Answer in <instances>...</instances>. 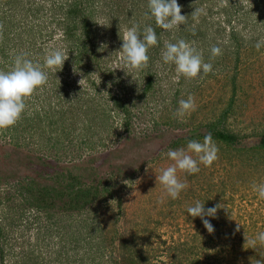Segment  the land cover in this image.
Here are the masks:
<instances>
[{
	"label": "trees",
	"instance_id": "trees-1",
	"mask_svg": "<svg viewBox=\"0 0 264 264\" xmlns=\"http://www.w3.org/2000/svg\"><path fill=\"white\" fill-rule=\"evenodd\" d=\"M25 1L2 0L4 6L0 15V75L5 74L0 77L2 78L0 79V154L3 155L0 156V264H45L46 254L41 247V243L47 241L44 236L59 237V243H64L72 238L76 240L75 233H81L82 230L85 233L79 235L85 242L83 247L92 253V255L84 254L82 263L86 260L88 264L148 262L144 257L145 252L137 249L139 238L127 229L131 221L124 205L127 197L123 196L122 190L128 184L132 185L134 178L144 171L142 168L146 164L145 161L152 159V156L155 158L157 153L159 159L165 154L168 160L169 155L175 153L184 155L183 152H187L194 154L195 160L201 164L206 163L207 167L214 168L227 164L234 166V160L237 159L264 170V131L259 134L254 130L246 132L247 127L233 129L228 123L235 112L241 67L245 66L251 48L245 46V42L240 37V34H245L246 29L250 28L246 21L241 23L240 18L247 15L241 13L243 7L234 15L229 12L230 8H225L223 13L225 23L214 22L212 27H208L207 22L204 23L205 30L209 28L213 30V27H216L217 31L221 28L218 32L219 36L225 34L223 40L227 41V45L225 50L223 48L222 50L226 54L222 56L224 58L221 69L217 68L219 65H213L209 61L211 56H202L199 60L195 58L191 72L187 75L182 74L177 79L178 83H173L175 79L172 78L170 81L171 77L159 76L157 71L160 70L155 62L163 60L160 47L165 36L164 32L179 41L181 36L191 35L189 27L188 24L183 25L184 28L178 30L179 36L175 32L167 31L164 26L165 23L168 26L171 21L166 18L170 13L169 16L172 15L171 0H147L149 7L148 12L144 13L147 18L145 25L136 23L128 27L134 30L139 39L144 40V43L137 40L129 58V63L134 64V70H138L141 76L144 75L142 81L136 79L127 83L124 79H120L123 74H118L109 89L105 80H102L101 86L99 81L93 80L91 76L93 72L98 74L101 71L100 63H103L101 51L104 48L99 47L98 40L92 32V25L94 26L96 19L91 10L92 0H64L63 3H53L46 10V16L48 15L47 17L52 19L56 27L62 31L60 32L64 37L59 40L63 44L60 53L64 52L63 55H58L61 60L54 58L50 65L61 72L64 70L62 67L67 70L70 66H74L82 72L83 78L89 84L86 87L89 91L77 94L76 101L69 99V96L65 103L68 109L54 111L53 115H50L49 112L43 114L42 111L36 110V107L42 106L38 90L46 88L47 98L52 99V96L58 97V91L67 89V86H62L61 83L67 85L69 83L59 82L56 73L41 76L35 71L37 60L41 59L43 65L46 53H43L44 47L37 49L36 37L31 35L35 34V28L30 27L31 23H27V29L17 34L20 38L25 35L24 39L22 38L23 44L21 46L14 44L16 39L14 28L21 22H16L19 16L37 18L39 15L38 10L31 9L29 13V10H26V3L29 0ZM261 4V0H255L252 7L258 12L264 11V3ZM19 5L22 7L20 8ZM45 7L41 5V9ZM236 14L240 19L238 24ZM259 18L260 14L252 16L251 23L255 28ZM118 23L115 25L117 28L115 33L119 34L118 38L123 39V26ZM241 24L244 27L238 30L237 27ZM252 31L253 28L247 31L248 35L245 36L249 42L258 43L256 48L260 50L259 53H263L264 24L260 33L255 34ZM26 32H29L32 39L26 40L28 36ZM38 32L42 33V31ZM198 32L197 29L193 31L192 39L200 38ZM49 35L52 40L54 35ZM183 38L187 42L191 41L187 36ZM148 41L151 44L150 49L144 47ZM27 44L33 48L25 50ZM231 47L234 48L232 52L229 51ZM196 55H199L198 52H194L191 57L194 58ZM197 62H201L200 66L207 65V68L199 67ZM11 68H14L13 74ZM216 69L224 80L227 79L225 83L230 86V89L223 90L224 101H226L225 95L230 94V97L229 100L227 99L228 102H225L221 114L213 120L203 119L197 125L191 123L192 119H180L178 114L182 110L179 103L181 98H190L194 93L200 92V84L197 87L193 86L192 89H188L189 85L201 75L204 76V82L215 79ZM107 71L109 73L103 74L102 77L107 78L114 73L112 70ZM230 72L233 74L228 79L227 73ZM47 76L49 78H46ZM46 81L49 82L51 89L41 85ZM165 83L172 84L169 93L175 91V94L173 92V95L169 96L172 97L171 107L176 115L175 118L172 116L162 121L154 119L156 115L148 110L154 103L155 106L163 105L155 102L154 98L157 90L163 94ZM21 84L27 85L26 91H23L27 94L19 97L17 93ZM29 84L33 85L36 91L29 87ZM47 102L50 107L53 101L47 100ZM143 103L146 110L135 111L140 113L136 116L132 110L141 109ZM216 103L222 104L219 101ZM29 104L33 105L34 114L27 110ZM73 107L75 114L80 112L78 116L81 132L77 138L72 137L77 130H71L76 122L65 118L69 113L72 114ZM200 108L197 112L201 111ZM163 111V108L158 110L160 113ZM116 118L122 122L128 139L126 138L127 140L113 149H107L104 137H95L100 136L103 130L108 131L110 125L114 127L113 119ZM137 119L148 122L145 132L140 135L136 134L134 128V121L136 122ZM59 122L64 123L68 129V133L62 132L67 138L63 139L56 135ZM66 139L68 143H65ZM37 143L39 147L36 146ZM100 146L106 150L97 153L95 150ZM85 154L88 155L86 161L77 163L84 159ZM69 155L71 158L67 160ZM183 168L188 169L185 165ZM29 214L40 221L45 217L43 221L49 223V230L44 236L41 234L42 231L36 232L37 249L17 252L15 249L21 238H14V233L17 228L25 224L23 219L29 217ZM15 218H18V222ZM74 225L78 230L73 231ZM143 234L146 235L145 232ZM198 238L199 242L190 249L179 250L180 255L184 256L188 252L187 263L224 264L223 250L210 252L209 245L212 242L209 239ZM181 260L178 254L176 264Z\"/></svg>",
	"mask_w": 264,
	"mask_h": 264
},
{
	"label": "rangeland",
	"instance_id": "rangeland-1",
	"mask_svg": "<svg viewBox=\"0 0 264 264\" xmlns=\"http://www.w3.org/2000/svg\"><path fill=\"white\" fill-rule=\"evenodd\" d=\"M63 1L29 0V4L26 3V10H29V13L31 9L33 11L38 10L39 15L37 18L19 16L20 18L16 22H21L14 28V33L16 34L14 44L21 46L23 44L22 38L24 39L25 35L23 34L22 38H20L17 34L22 33L24 29H27L26 25L28 26L31 23L30 27L35 28V34L31 35L36 37L37 49L44 47L43 53H46L43 65L41 59L37 60V70L35 71L41 76L48 73L49 75L56 73L59 82L69 83V85L61 83L62 86H67V89L62 92L58 91V97L52 96V99L47 98L48 90L46 88L38 90L40 91V104L42 106L36 107V110L42 111L43 114L49 112L50 115H53L54 111L67 110L68 105L65 103L69 96V99L76 101L77 94L88 93L89 91L86 88L89 84L83 78L82 72L74 66H72L73 68L71 66L69 68L66 67L67 70L62 67L64 70L61 72L50 65L54 58H58V55H63L64 51L60 53L63 44L59 40L64 35L56 27L55 22H52V19L47 17L48 15L46 16V10L53 3H63ZM92 2L93 8L91 10L96 18L95 23H93L94 26L92 25V32L98 40L99 47L101 49L104 47L101 51V55H103V63H100L101 71L98 74L93 72L94 75H91L93 80L99 81L101 86L103 84L102 80H105L106 82H104L108 83L109 89H111L112 82L118 77V74H123V77L119 78L121 80L124 79L127 83L136 79L141 80L144 75L141 76L138 70H134V64L129 63L130 54L139 38L134 30L128 27L136 23L145 25L147 18H145L146 15L144 13L148 12L149 7L147 0H92ZM254 2L255 0H171L172 15L169 16L170 13L166 17L171 21L168 26L165 23L164 28L167 31L175 32L179 36L178 30H182L184 28L183 25L188 24L191 35L197 29L202 37L199 36V39H192L191 35L185 34L178 41L171 34V36H168L164 32L165 36L160 47L163 56L161 59L163 60L155 62L159 67L158 70H160L157 71L159 76L164 77L166 75V77H171L170 81L173 78L175 79L173 83H178L177 79L182 74L187 75L191 72L195 58L199 60L202 56L207 57V55L211 56L209 61L213 65H219L217 68L221 69L224 58L222 56L226 54L222 50L227 45V41L223 40L225 34L219 36L218 32L221 28L218 31L216 27H213V30H210L211 28L205 30L204 23L207 22L208 27H212L214 22L219 23L221 21L225 23L223 18L225 8H230L229 12L234 15L235 12L243 7L241 13H246L247 15L240 18L242 20L241 23L243 21L249 23L250 28L246 29L247 31L253 28L252 32H255V34L260 33L264 24V11L258 12L255 7H252ZM261 2L263 4L264 0H261ZM42 4L46 6L45 9H41ZM177 5L180 7H177ZM3 6L4 3L0 0V15ZM258 13L260 18L256 22L257 26L255 28L251 20H253L252 16H257L259 15ZM236 19L238 24L240 22L238 14H236ZM118 22L123 26V39L118 38L119 34L115 33L117 30L115 25ZM243 27L244 25L241 24L237 29H243ZM38 31H42V33ZM247 31L245 34H240V37L245 42V46L251 48L249 49V57L245 66L241 67L238 95L234 105L235 112L229 118L228 123L232 125L233 129L244 126L248 128V130L245 129L246 132L254 130L259 134L264 131V52L259 53L260 50L256 48L259 45L258 43L249 42L245 36L248 35ZM252 32L250 35H252ZM28 33L26 32L25 34ZM49 34L54 35L52 40ZM176 34H174L175 37ZM31 35L28 34L26 40L32 39ZM185 36L188 39L191 38V41H185V38H183ZM139 41L144 43L143 39H139ZM150 45L148 41L144 47L150 49ZM28 48L31 49L33 47L27 44L25 50ZM233 50L234 48L232 47L229 49L231 52ZM194 52H198L199 55L193 58L191 55ZM58 59L61 60V58ZM162 61L165 62L163 63ZM199 63L197 62L199 67L207 68V65L202 64L200 66ZM107 70H112L114 73L107 76V78L102 77L103 74L105 75L106 73L107 75L109 73ZM218 71V69L215 70V79L213 80L204 82V76L201 75L196 77V81L189 85L188 89H192L193 86L197 87L200 84V92L194 93L190 98H181L179 103L182 106V110L178 114L180 119H192L191 123L197 125L203 119L207 121L213 120L221 114L225 102H228V97H230V94L225 95L226 101H224L223 90L230 89V86L225 83L227 79L224 80L222 74ZM14 72V68H11V73L13 74ZM232 74V72L227 73V78L229 79ZM3 76L5 74L0 75V77ZM46 78H49V76ZM187 83L188 80L186 81ZM41 85L48 86L51 89L48 81ZM28 86L34 88L31 84ZM171 88L172 84L165 83L163 85V94L157 90L154 101L163 105L155 106L156 103H154L149 107L150 110L148 111H152L156 115L154 119L163 121L176 115L171 107L172 97L169 95H173V92L175 94V91L169 93ZM26 89L27 85L23 86L21 84L17 95L20 97L23 94H27V92H23ZM47 100L53 101L50 107ZM217 101L222 104L216 103ZM144 105L145 103L142 104L141 109H133L132 112L146 110ZM200 107L203 108L201 109ZM161 108L164 109L162 113L158 112ZM199 108L201 111L197 112ZM32 109L33 105L29 104L27 110L34 114L35 111ZM78 115L80 116V112L78 111L75 114L74 109L72 114L69 113L65 116V118L73 119L76 122L71 127V130H77L75 135L72 134L74 138L79 137L81 132ZM139 115L140 113H136V116ZM118 119H113L115 121L114 127L110 125L108 131L103 130L100 136L95 137H104L107 149H113L127 138L122 122ZM147 125L148 122H143L140 119H137L136 122L134 121L136 134L140 135V133L145 132ZM66 129L65 124L59 122L56 135L63 139L64 137L67 138V135L62 134V132L68 133V129ZM65 143H68V139H66ZM36 146L39 147V143ZM105 150V148L100 146L95 151L101 153ZM183 153L184 155L178 153L169 155L168 160L165 154L160 159L158 158V153L155 158L152 156V159L145 161L146 164L142 168L144 171L134 178L132 185L128 184L122 190L123 196L127 197L124 205L128 210L129 221H131L128 224L129 226L127 225V229L139 238L137 249L140 252L143 250L145 252L144 257L148 259V262L142 264H176L178 254L180 259H182L179 264H188V252L184 256L183 254L180 255L179 250L181 248L190 249L195 243L199 242L197 241L198 237L209 239L212 242L209 245L211 248L210 252L223 250L222 258H225L224 264H264V170L262 168L257 169L254 164L250 166L237 159L234 160V166L227 164L216 168L207 167L206 163L201 164L195 160L194 154ZM70 155L67 160L71 158ZM0 156L3 157L2 154ZM87 156L85 154L83 160H77L78 162H76L82 163L86 161ZM184 165L188 169H184ZM223 167H226V169ZM29 217L27 216L26 219H23L25 224L17 228L16 233H14V238H21L18 240L19 244L15 249L17 252L37 249L36 232L42 231L41 234L44 236L49 230V223L43 221L45 217L41 221L36 220L30 214ZM15 219L18 222V218ZM25 226H30L31 228ZM76 230H78V227L74 225L73 231ZM84 233V230L81 233H75L76 240L72 238V240L64 243H59V237L44 236L47 241L45 243L42 242L41 247L43 253L46 254L44 258L45 264H88V260L82 263L84 254L92 255L88 249L85 250L83 247L85 242L79 234ZM80 238L81 241L78 242ZM202 262L205 261L202 260Z\"/></svg>",
	"mask_w": 264,
	"mask_h": 264
}]
</instances>
